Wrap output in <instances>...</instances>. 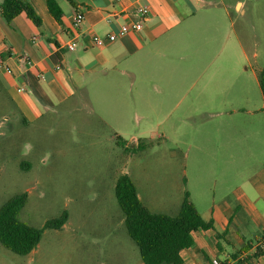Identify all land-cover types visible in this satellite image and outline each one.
I'll return each mask as SVG.
<instances>
[{
	"label": "rangeland",
	"instance_id": "1",
	"mask_svg": "<svg viewBox=\"0 0 264 264\" xmlns=\"http://www.w3.org/2000/svg\"><path fill=\"white\" fill-rule=\"evenodd\" d=\"M217 1L231 13V31L222 38L220 29L213 38L214 29L204 27L202 35L210 44L197 47L201 37L193 35L194 44L190 46L189 41L188 49L194 47L199 58L209 60L225 44L220 57L250 75L264 65V0ZM232 41L245 50L239 59L233 54ZM252 102L260 109V93ZM97 108L106 110L103 102ZM74 109L64 113L57 107L25 125L0 83V206L25 192L18 218L37 227L64 209L68 212L62 227L44 229L27 254L0 244V264H135L139 249L127 234L114 195L116 177L122 173L131 177L154 212L177 211L187 188L186 177L191 198L203 213L223 199L227 190L241 188L251 202L256 197L250 178L264 169L261 113H237L219 120L196 112L188 118L150 115L145 108L146 118L139 128L124 120L114 130L126 140L117 144L110 137L111 127L100 126ZM105 116L109 117L108 112ZM158 120L162 123L157 124ZM139 137L149 138L151 145L134 151ZM255 206L260 209L259 204ZM233 231L253 242L262 235V227L251 221Z\"/></svg>",
	"mask_w": 264,
	"mask_h": 264
},
{
	"label": "crops",
	"instance_id": "2",
	"mask_svg": "<svg viewBox=\"0 0 264 264\" xmlns=\"http://www.w3.org/2000/svg\"><path fill=\"white\" fill-rule=\"evenodd\" d=\"M28 1L41 19L39 26L24 12L9 23L0 14V83L23 124L35 122L60 107L64 113L69 108L81 110L91 121L111 127V138L119 135L114 130L124 120L138 124L135 127L139 128L147 109L150 115L188 118L196 112L219 120L237 113H261L264 128V97L257 79L258 69L248 75L237 70L234 62L227 63L220 57L225 44L209 60L199 58L194 47L188 49L189 41L190 46L194 44L193 35L201 37L197 47L210 44L209 38L202 35L204 27L214 29L213 38L220 29L222 38L227 30L231 31V13L221 2L54 0L53 16L47 0ZM140 5L148 6L144 17L136 11ZM74 11L83 15L76 30L71 27ZM136 21L141 23L136 32H127L101 46L92 41L94 35L105 37L120 25ZM73 37L75 48L68 50L65 43ZM230 45L237 59L245 53L234 41ZM259 93L263 102L256 109L252 100L255 102ZM238 98L241 100L229 101ZM102 102L106 110L97 108ZM107 112L109 117L105 116ZM221 146L228 145L221 142ZM250 183L256 191L253 202L241 188L227 190L223 199L207 206L203 213L191 198L188 177L183 178L191 201L205 220L212 219L213 228L191 231L193 243L180 251V264H211L212 259L244 264L246 256L263 246L264 169L250 178ZM138 197L151 210L139 194ZM248 221L262 227V235L255 237L254 242L233 231ZM236 251L237 255L232 257ZM252 263L264 264V250ZM135 264L143 262L139 258Z\"/></svg>",
	"mask_w": 264,
	"mask_h": 264
},
{
	"label": "trees",
	"instance_id": "3",
	"mask_svg": "<svg viewBox=\"0 0 264 264\" xmlns=\"http://www.w3.org/2000/svg\"><path fill=\"white\" fill-rule=\"evenodd\" d=\"M47 1L51 14L55 16L54 0ZM20 12H24L35 25L41 24L39 15L28 0H1L0 14L7 23ZM257 79L264 97V65L257 70ZM115 139L117 144L126 142L119 135ZM150 145L149 138L139 137L132 149L140 151ZM26 195L25 192L15 194L0 206V244L17 254L31 252L44 229H59L68 218V212L64 209L56 217L47 219L40 227L20 220L18 212L26 202ZM114 195L123 214L125 229L138 246L143 264H180V251L193 243L191 231L213 228L212 219L205 220L201 216L186 189L183 190L179 207L173 214L149 210L139 199L136 185L127 173L117 176ZM263 250L264 239L261 248L244 258V264H253L252 259ZM237 253L238 251L234 252L232 257Z\"/></svg>",
	"mask_w": 264,
	"mask_h": 264
},
{
	"label": "built area",
	"instance_id": "4",
	"mask_svg": "<svg viewBox=\"0 0 264 264\" xmlns=\"http://www.w3.org/2000/svg\"><path fill=\"white\" fill-rule=\"evenodd\" d=\"M119 1V0H115ZM136 11L140 16L144 17L148 13V6L146 5H140L136 8ZM83 19V15L79 11H74L71 18V27L76 30L79 28L81 21ZM141 29V23L140 21L131 22V23H125L119 26L118 29L114 31H110L105 37H99V36H93L92 41L95 45L101 46L104 43L108 41H112L116 39L119 36L124 35L127 32H136ZM75 34H79L78 31L75 32ZM65 48L68 50H73L75 48V38H71L69 41L65 43ZM211 264H231L229 262L223 263V261H219L217 259H212Z\"/></svg>",
	"mask_w": 264,
	"mask_h": 264
}]
</instances>
